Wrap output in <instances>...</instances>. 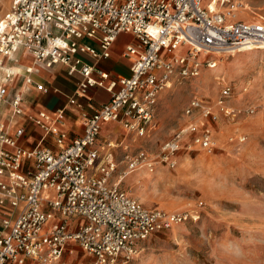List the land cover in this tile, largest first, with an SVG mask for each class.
I'll return each instance as SVG.
<instances>
[{
	"label": "built area",
	"instance_id": "obj_1",
	"mask_svg": "<svg viewBox=\"0 0 264 264\" xmlns=\"http://www.w3.org/2000/svg\"><path fill=\"white\" fill-rule=\"evenodd\" d=\"M205 1L13 0L0 19V101L9 104L12 116L25 114V97L22 92L9 97L16 72L6 64L17 63L21 51L47 71L61 65L68 76L80 75L68 96L70 106L81 110L79 99L94 87L108 90L110 99L92 113L81 110L84 130L72 139L66 108L28 116L43 131L42 141L55 136L59 151L42 143L25 148L21 122L0 123V264H67L64 257L79 250L92 259L88 264H127L154 234L197 219L188 210L148 207L120 183L142 166L150 172L159 164L176 168L179 152L195 145L213 153L214 124L221 115H237L229 105V84L214 104L193 94L182 112L185 126L161 144L158 156L144 148L126 155L128 169L117 182L112 181L119 166L115 142L100 138L106 124L135 140L150 137L158 129L159 94L175 78H197L203 68L216 67L215 53L264 48V21L237 19L236 0H210L209 6ZM122 33L137 39L125 50L130 75L111 76L99 62L111 57ZM180 46L186 49L177 53ZM39 67L27 66L20 74L26 84L47 92Z\"/></svg>",
	"mask_w": 264,
	"mask_h": 264
},
{
	"label": "rangeland",
	"instance_id": "obj_2",
	"mask_svg": "<svg viewBox=\"0 0 264 264\" xmlns=\"http://www.w3.org/2000/svg\"><path fill=\"white\" fill-rule=\"evenodd\" d=\"M12 2L0 0V19ZM236 5L237 19L264 21V0H236ZM214 55L216 67L203 68L197 78H175L159 94L158 129L150 137L135 140L116 125L108 130L115 139L101 134V143L115 142L119 166L112 181L117 182L128 169L126 155L144 148L158 156L161 144L185 126L182 112L193 94L214 104L224 85L232 87L229 105L237 115H221L214 124L213 153L195 145L193 151L179 152L176 168L159 164L153 173L140 169L120 183L148 207L188 210L197 218L154 234L127 264H264V50ZM7 111L0 101V120ZM64 259L67 264L92 263L81 250Z\"/></svg>",
	"mask_w": 264,
	"mask_h": 264
},
{
	"label": "crops",
	"instance_id": "obj_3",
	"mask_svg": "<svg viewBox=\"0 0 264 264\" xmlns=\"http://www.w3.org/2000/svg\"><path fill=\"white\" fill-rule=\"evenodd\" d=\"M89 43L96 44L92 40H86ZM137 39L132 34L122 33L118 36L117 40L112 46V54L108 59H103L99 62V67L108 71L111 76H129L130 75V65L131 57L125 54L126 46L128 44H136ZM97 45V44H96ZM121 49V50H120ZM16 57L18 62L15 64L7 63L6 66H14L17 69V76L14 81L9 83V94L13 96L15 93L22 92L25 97V114L22 116H12V110L9 104L2 101L8 107V111L3 117L2 121L8 120L21 122L25 128V134L20 140V145L25 148H34L39 144H43L49 147L53 151H59L60 147L55 142V136L49 135L44 141L43 131L40 130L35 124L29 120L30 114H35L37 110H46L51 114H55L58 109L66 108V126L69 129L70 138H74L83 133V118L81 116V110L88 113H92L98 109L102 104L108 102L110 99V93L105 88L94 87L90 88L89 93L86 97L80 98L79 101L82 104V109H78L73 105L68 104V96L73 94L77 82L81 79L80 75L75 74L74 76H68L65 71V67L57 65L51 70H41V76L38 77L39 80L45 81L49 90L47 92L38 91L34 86L26 84L25 79L20 73H24L27 66H35L34 60L30 54L26 51L18 52ZM86 63L93 64L94 60L89 56H83ZM38 67V66H36ZM3 72L0 71V75ZM33 111V113H32ZM110 126H115L113 124L104 126L102 135L106 134ZM10 133H14V127L10 128ZM115 139V135L112 136Z\"/></svg>",
	"mask_w": 264,
	"mask_h": 264
},
{
	"label": "bare ground",
	"instance_id": "obj_4",
	"mask_svg": "<svg viewBox=\"0 0 264 264\" xmlns=\"http://www.w3.org/2000/svg\"><path fill=\"white\" fill-rule=\"evenodd\" d=\"M182 47H186V46H180V47H178L177 49H176V52L177 51H179ZM260 49H263L264 50V48H260V47H257V48H253V47H245V48H243V49H241V50H239L238 52H241V51H243V50H260ZM216 54H221V53H216ZM31 56V55H30ZM203 55H200V57H202ZM32 57V56H31ZM32 59L34 60V58L32 57ZM34 65L35 66H38V65H36L35 64V60H34ZM39 67V66H38ZM40 68V67H39ZM17 69L18 68H16L15 66H14V70H15V72H16V76H17ZM41 70H46V69H44V68H40ZM15 76V77H16ZM172 86V82L171 83H169L168 84V86L166 87V88H168V87H171ZM165 88V89H166ZM1 124H3L4 126H7V125H9L10 123H1ZM140 169H145L147 172H150L147 168H145L144 166H142V167H140V168H138L137 170H140ZM136 170V171H137ZM155 172V171H154ZM150 173H153V172H150ZM161 177V176H160ZM162 178V177H161Z\"/></svg>",
	"mask_w": 264,
	"mask_h": 264
}]
</instances>
